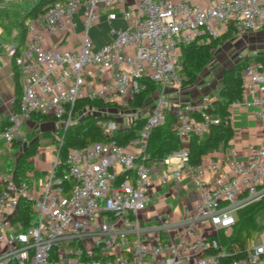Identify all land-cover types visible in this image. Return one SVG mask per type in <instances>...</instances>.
I'll list each match as a JSON object with an SVG mask.
<instances>
[{
    "label": "built area",
    "instance_id": "obj_1",
    "mask_svg": "<svg viewBox=\"0 0 264 264\" xmlns=\"http://www.w3.org/2000/svg\"><path fill=\"white\" fill-rule=\"evenodd\" d=\"M81 9L85 31L80 49H46L45 34L74 27ZM102 10L109 20L121 11L128 25L112 27L108 41L95 48L89 29ZM232 25L237 35L263 27L264 0H213L208 6L197 0H54L24 19L22 47L9 48L22 78V94L0 128V156L16 141L27 140L22 129L34 112L55 117V133L61 135L76 113L88 111L102 116L103 133L112 135L120 126L111 107H99L97 113L87 105L75 111L77 102H110L118 110L129 107L147 81L158 89L139 136L127 145L109 140L71 147L63 172L57 173L58 153L40 184L17 179L0 165L1 264H264V233L261 241L237 251L219 237L236 224L239 209L264 198V69L259 62L249 63L242 98L229 106L230 112L242 106L252 109L263 125L259 142L248 143L244 152L229 145L208 166L193 164L191 137H204L222 122L216 97L204 93L179 102L172 111L181 148L160 161H145L152 130L166 121L165 90L182 80V47L218 38ZM88 65L110 73L111 80L89 86ZM134 113L127 126L141 116ZM186 174L198 190L193 210L179 223L144 224L140 211L150 205L153 190ZM23 198L32 201L36 214L25 229L17 218Z\"/></svg>",
    "mask_w": 264,
    "mask_h": 264
},
{
    "label": "trees",
    "instance_id": "obj_2",
    "mask_svg": "<svg viewBox=\"0 0 264 264\" xmlns=\"http://www.w3.org/2000/svg\"><path fill=\"white\" fill-rule=\"evenodd\" d=\"M53 1L54 0H41L40 4L35 9L28 13V16L34 15L37 12L43 10L44 7L48 6ZM24 16H22V18L19 20V26L22 28L21 38L25 37ZM233 28L234 25L231 26L229 32L218 38L211 39L210 41L199 42L198 40H194L182 47L183 69L187 70L189 75L186 83H194L196 81V72L201 71L205 67L210 54L215 47L224 43L229 37L233 36ZM253 59L259 62L261 67L264 69V52L254 55ZM187 63H190V68L188 67ZM249 63V61L245 62L244 65L240 63L232 68L226 69L223 72L219 96L216 97V110L221 115L222 122L218 125L212 126L211 131L204 137L195 135L191 137L189 144L191 161L193 164L196 165L202 163V159L205 154L217 150L220 146H229V141L234 135V130L229 119L231 114L229 106L233 101L242 98L244 91L242 86L243 72ZM147 82L148 87L130 100L129 107H132L133 109L142 108L147 102H149V100L153 98L158 89V85L152 81ZM87 105L101 108L115 106L114 103L83 98L77 102L75 111H79L85 108ZM32 118H35L38 121L56 120L55 117L51 115H43L38 112H34L32 114ZM102 119V116L98 117L97 115L89 114L81 121L71 124L61 135H56V133L52 131H46L44 133V137H48L52 141H58V153L60 160V164L57 167L58 174H61L63 169L66 167V157L68 150L71 147H83L96 141L109 140H115L118 144L127 145L132 139H135L139 136V131L143 127L146 117L139 116L133 120L129 126L118 128L112 135H105L103 133L101 126ZM174 120L175 118L173 114H170L168 117L166 116V121L164 124L152 130L146 147V154L148 156H146L145 161L148 164L155 161H160L169 153L177 151L181 148L182 143L179 136L177 135ZM22 144V141L15 142V147H22L23 153L17 159L14 176L17 179L28 180L27 171L33 169L29 158L37 153L40 146V141L38 139L30 141L26 150H24V146ZM36 174L38 173L36 172ZM65 184L70 185L71 182L66 181ZM263 207L264 198L239 209L237 212V222L233 226V232L227 235L224 233V231H221L219 234L223 244L232 249L231 245L236 242L237 238H242V241H244L246 244L251 242L249 240L251 239L252 235L257 234L258 227L256 225L246 226L242 222L248 219L250 220V217ZM17 218L21 221L22 228L24 229L36 221V214L33 211L32 201L30 199L23 198L20 200ZM237 225L239 226L237 227ZM236 227L238 229H236ZM243 231H245L244 235L242 234ZM234 245H236V247L233 248L235 251L240 250V248L243 247L236 243ZM237 253L238 252H235V254Z\"/></svg>",
    "mask_w": 264,
    "mask_h": 264
},
{
    "label": "crops",
    "instance_id": "obj_3",
    "mask_svg": "<svg viewBox=\"0 0 264 264\" xmlns=\"http://www.w3.org/2000/svg\"><path fill=\"white\" fill-rule=\"evenodd\" d=\"M38 1L39 0L33 1L29 4V7L24 5L25 0L0 1V128L8 123L9 114L17 108L22 94V78L17 73L14 57L10 53L9 48L12 44L22 47L25 37L21 38L22 28L19 26V20L22 16L29 13L30 8ZM197 1L202 6H208L213 0ZM84 14V9H81L76 13V25L74 27L57 33H46L43 41L44 47L46 49H51L57 46L60 50H79L85 31L83 21ZM127 25L128 23L123 18L121 11H117V17L115 19L109 20L107 12L102 10L99 19L89 29V36L93 41L94 47L100 48L108 41L111 35L110 31L112 27L122 29L126 28ZM234 36H237V34H233L232 37ZM129 50L131 51L132 49ZM86 70L87 72L85 77L87 84L93 88L111 80L110 73L101 74L95 65H88ZM198 94L199 93L188 96L187 99L183 98L180 102L196 100L201 96V94ZM150 102L151 100H149L144 107L135 110H143L141 116H145L147 114L146 108H149L148 106ZM111 110L114 111L115 108L111 107ZM229 119L234 130V135L229 141V145H237L238 148L244 152L248 143H257L260 141L257 140V136L262 133L263 125L262 122L255 117L251 108L242 106L234 111H231ZM30 123H40L41 126H45L46 124L52 125L51 128L42 127L43 138L48 139L46 141H51V139L44 137V133L46 131L55 132L58 127L55 120L38 121L35 118H31L25 124L29 125ZM34 139L37 138L29 139L27 134V140L25 141L29 143ZM25 141H22L23 146ZM41 141L37 153L29 158L31 164L38 158L41 149L51 151L49 150L51 146L46 145L44 147L41 145ZM227 147L220 146L217 150L205 154L203 156L202 163L208 166L212 159L222 157ZM12 148H5L2 154ZM16 148L22 149V147ZM5 164L6 159L1 158L0 156L1 167ZM42 167L43 161L37 160V162H35V167L32 170H28L31 171L27 174L28 180L31 179L33 183L35 182L37 184L38 181H42L43 177L45 178L49 171L43 170ZM15 169L16 167L12 171H5L14 172ZM39 170L41 172H39ZM36 172L38 174H36ZM197 196L198 190L193 184L189 174H186L180 181L175 182L172 185L155 188L152 193V200L148 206V214L149 217L152 218L149 224H161L166 222L179 223L193 210ZM154 199H156L155 202Z\"/></svg>",
    "mask_w": 264,
    "mask_h": 264
},
{
    "label": "rangeland",
    "instance_id": "obj_4",
    "mask_svg": "<svg viewBox=\"0 0 264 264\" xmlns=\"http://www.w3.org/2000/svg\"><path fill=\"white\" fill-rule=\"evenodd\" d=\"M33 1L36 0H25V6L29 7ZM264 52V26L259 28L258 30H248L245 33H241L234 37H229L224 43L219 44L215 47L210 57L205 65V67L201 70L196 72L197 79L194 83H186L188 80L189 75L188 71L182 69V80L180 82H176L173 85L166 88V93L168 94L169 98V105L166 109L167 117L171 114L177 104L184 99H187L188 96L195 95L197 93L204 94L209 93L213 97L219 96V89L222 84V74L226 69L232 68L238 64H245V62L249 61L252 62L254 59V55ZM188 67L190 68V63H187ZM244 75V72H243ZM198 94V95H199ZM116 108V107H115ZM92 112H99L97 107L91 106ZM135 111L138 113H142L143 110H135L132 107L126 108H118L114 111H111V114H115L119 123L120 128L127 126L128 122L130 121L131 117L135 115ZM148 109L146 108V112ZM89 113L87 112H78L74 115V123L81 121L85 116ZM58 125V124H57ZM52 125L46 124L45 126H41V124L30 123L29 125L24 124L23 131L28 134L30 138H37L41 141L42 146L50 145L51 147L47 151L41 149L40 155L37 159L32 162L33 168L35 167V162L37 160L43 161V170H50L54 165V160L59 151L58 141H46L48 139L43 138V128H51ZM257 140H261L263 134H259L257 136ZM45 139V140H44ZM11 150H7L4 154L1 155V158L6 159V164L3 165L4 170L12 171L16 167L17 159L22 154L21 148H16L12 146ZM48 153V154H47ZM32 170V169H31ZM31 171H28L30 173ZM39 172H41L39 170ZM28 179V178H27ZM44 179V177H43ZM30 183H33L31 179L28 180ZM40 181H38V184ZM156 199H154V202ZM148 208L142 209L140 213L144 216V224H149L152 218L149 217ZM151 211V210H150ZM244 225H256L258 227L257 234L252 235L249 241L251 242H259L262 240V234L264 233V207L257 211L250 217V220H245L242 222ZM239 225H237L238 227ZM236 227V229H238ZM235 229V230H236ZM234 230V227L224 230V233L227 235L231 234ZM174 234L175 230H171ZM245 234V231L242 232ZM248 241V242H249ZM239 244L240 246H244L246 243L242 241V238H237L236 242H234L231 246L232 249L236 247L234 244Z\"/></svg>",
    "mask_w": 264,
    "mask_h": 264
},
{
    "label": "water",
    "instance_id": "obj_5",
    "mask_svg": "<svg viewBox=\"0 0 264 264\" xmlns=\"http://www.w3.org/2000/svg\"><path fill=\"white\" fill-rule=\"evenodd\" d=\"M0 1H3V0H0ZM40 1H41V0H39L37 3H35V4L30 8V12H31L33 9H35V8L40 4ZM47 7H48V6L44 7L43 10L46 9ZM27 16H28V13L24 16V18H26ZM28 145H29V143L25 141V142H24V150L27 149Z\"/></svg>",
    "mask_w": 264,
    "mask_h": 264
}]
</instances>
